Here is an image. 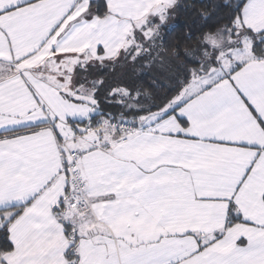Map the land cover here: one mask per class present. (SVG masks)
<instances>
[{
	"label": "snow or ice",
	"instance_id": "obj_1",
	"mask_svg": "<svg viewBox=\"0 0 264 264\" xmlns=\"http://www.w3.org/2000/svg\"><path fill=\"white\" fill-rule=\"evenodd\" d=\"M179 6L159 0L140 15L144 0H0V264H264V215H251L244 202L250 196L264 209V189L247 187L264 162V142L233 138L253 123L264 137V0H215L212 14L202 11L204 23L185 37L199 38L174 74L151 76L150 87L163 95L146 98L132 80L109 86L101 100L105 81L85 82L73 68L70 91L59 94L76 107L51 116L18 107L28 97L40 104L35 86L46 63L61 64L69 29L98 41L101 65L123 60L151 69L156 41L162 45L175 28L169 20ZM105 37L118 42L101 56ZM147 115L150 131L137 128ZM161 122L176 147L139 154L162 142ZM213 145L252 153L239 179L227 182L213 170ZM193 187L230 191L192 195L226 205L218 227L173 233L160 222L151 232L136 226L148 207L187 198Z\"/></svg>",
	"mask_w": 264,
	"mask_h": 264
},
{
	"label": "crops",
	"instance_id": "obj_2",
	"mask_svg": "<svg viewBox=\"0 0 264 264\" xmlns=\"http://www.w3.org/2000/svg\"><path fill=\"white\" fill-rule=\"evenodd\" d=\"M158 3L159 0H144L145 7L140 15H143L144 12H147L150 8ZM68 19L71 20L72 17L70 16ZM65 23H67V21ZM61 27H63V25ZM62 39H66V43L59 50L66 54L64 58L67 60L69 58H80L81 61L79 63L81 64H88L89 62L97 60L95 49V45L98 42L97 40H89L83 32L79 30L73 31L72 29H69V32L65 33V37ZM103 39H105L106 43L108 44V49L107 53H105L104 50H101V56L105 54H111L114 51L112 44L118 42L109 41L106 37ZM80 53H83V57L80 56ZM39 59L40 58H37L38 61ZM74 67L75 66H70V69H73ZM71 74L72 73L70 70L69 77ZM60 77H62V75L58 72H55V70L46 71L42 75L43 82L38 83L35 86L36 94L40 98V104L37 105L35 101H32L31 98L28 97L27 99H21L19 101L18 107L21 110L30 107L35 108L37 115L47 114L48 116L57 113H66L69 108L76 107L75 105H71L69 101L64 100L59 94L61 93L60 89L68 88L67 79L64 78L65 82L64 84H61ZM40 107L45 109L43 113L40 112ZM139 123L140 122H138V124ZM73 127H76V125H73ZM156 127L159 129L157 136L162 142L144 149L139 154L154 155L165 148L176 147V145L172 143L166 135V132L169 130L168 126L161 122L160 124L156 125ZM137 128H143L145 131H150L148 126L141 125ZM65 134L69 136L72 135L70 129L67 127L65 128ZM233 138L245 140L255 139L264 142V137H261L254 123L249 124L246 128L237 130ZM45 140L50 146L52 145V137L50 134L45 135ZM212 147L217 148V155L214 156L212 160V164L217 165V167L213 170L221 171L227 182H232L236 179H239V175L242 174L244 166H246L251 159L252 153H250L246 148H224L223 146L215 145ZM205 166L209 165L206 164ZM256 171L257 175L255 176V179L247 182V187L250 193H255L258 189H264V162H257ZM193 193L197 196L202 195L209 197L230 195V191L215 189L200 191L199 189L193 187L189 190L187 198L183 196H177L172 201L168 202L164 208H156L154 206L148 207L146 212H142L141 220L135 222L136 226H138L144 232H151L156 226L157 222H160L166 231L173 233H181L189 228L198 233L201 231L207 232L213 227H218L219 224L222 223L226 205L224 203L215 201H194L192 199ZM244 202L251 215H264V209L259 208L257 202L251 200L250 196H245ZM175 205H180L181 210L179 212L173 213L171 209ZM162 215L165 216L164 220H161ZM240 230L242 229H237V231ZM183 242L186 246H194L192 236L183 237Z\"/></svg>",
	"mask_w": 264,
	"mask_h": 264
},
{
	"label": "trees",
	"instance_id": "obj_3",
	"mask_svg": "<svg viewBox=\"0 0 264 264\" xmlns=\"http://www.w3.org/2000/svg\"><path fill=\"white\" fill-rule=\"evenodd\" d=\"M214 2L215 0H179L180 6L176 9L172 18L169 20V23L174 21L175 28L165 37L162 45L160 44V41H156V52H154L153 55L159 53V59L151 69H141L139 62L135 66L126 64L123 60H120L115 64L111 61H107L101 65L95 60L88 64L79 63V67H77L78 64L75 65L74 68L77 69L75 76L85 82L102 78L105 81V84L101 89V100H103L104 92L109 86L119 84L122 81L128 83L132 80L135 81V87L139 88L146 98L155 95H163L165 89L150 87L152 84L151 76L166 81L167 78L174 74L176 71V65L180 64L184 59V51L194 46L199 38L198 35H194L193 39L186 40L185 37L189 29H192L194 33L197 32L200 25L204 23L200 18V13L202 11H207L209 14H212ZM177 46H179L178 49ZM177 50L181 55H176ZM84 65H88V67L85 69ZM140 71L149 72L150 76L141 77L139 75ZM71 76L72 74L70 77ZM69 91L68 88L60 89V92ZM105 111L118 110L106 108ZM100 119V117H97V120ZM129 119H131V117H129ZM140 119L142 118H137L135 121L136 125L140 122Z\"/></svg>",
	"mask_w": 264,
	"mask_h": 264
},
{
	"label": "rangeland",
	"instance_id": "obj_4",
	"mask_svg": "<svg viewBox=\"0 0 264 264\" xmlns=\"http://www.w3.org/2000/svg\"><path fill=\"white\" fill-rule=\"evenodd\" d=\"M80 61H81L80 58H69L68 60L66 58H63L59 66H57L54 62L49 61L48 63H46V68H48L49 70H52L53 68L54 69L58 68L59 70H55V72H58L59 74H61L62 77H64L68 81L70 70H71L70 66H75ZM66 68L69 70L67 73H65ZM151 119H152L151 115L146 116V118L140 119V123L137 124V127H140L141 125L148 126V121Z\"/></svg>",
	"mask_w": 264,
	"mask_h": 264
},
{
	"label": "built area",
	"instance_id": "obj_5",
	"mask_svg": "<svg viewBox=\"0 0 264 264\" xmlns=\"http://www.w3.org/2000/svg\"><path fill=\"white\" fill-rule=\"evenodd\" d=\"M129 131H131V129H128Z\"/></svg>",
	"mask_w": 264,
	"mask_h": 264
}]
</instances>
